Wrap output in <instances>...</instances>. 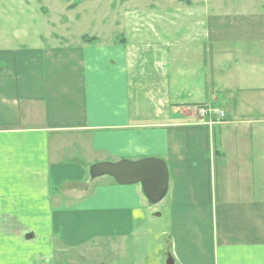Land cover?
Masks as SVG:
<instances>
[{
	"label": "crops",
	"instance_id": "obj_1",
	"mask_svg": "<svg viewBox=\"0 0 264 264\" xmlns=\"http://www.w3.org/2000/svg\"><path fill=\"white\" fill-rule=\"evenodd\" d=\"M13 9L0 5V232L57 233L62 253L102 242L130 264H264V14L189 5L187 26L126 18L108 43L35 36ZM204 105L226 120L204 123ZM147 158L169 170L158 210L139 185L89 175Z\"/></svg>",
	"mask_w": 264,
	"mask_h": 264
},
{
	"label": "rangeland",
	"instance_id": "obj_2",
	"mask_svg": "<svg viewBox=\"0 0 264 264\" xmlns=\"http://www.w3.org/2000/svg\"><path fill=\"white\" fill-rule=\"evenodd\" d=\"M11 4L14 9L10 17L16 23L24 19L26 22L29 14L31 33H37L35 36L69 35L77 42L83 35L100 36L108 43L114 41L128 32L126 18L127 23L142 22L141 30L151 29L154 23L158 28L163 24L168 26L169 21L187 26L194 19L189 17V5L204 7L208 15L213 12L216 16H228L227 19L237 15L231 11L233 9L241 13L254 9L248 15L257 18L264 14V0H4L0 5L9 7ZM22 7H25V15ZM43 22L47 23L46 28ZM31 38L35 39L33 35ZM253 95L260 98L259 102L263 101L262 93ZM6 225L16 232H0V264H130L128 257L104 249L102 242L62 253L58 250L57 233L35 232L38 239L26 243L28 228L16 221L5 222V230Z\"/></svg>",
	"mask_w": 264,
	"mask_h": 264
},
{
	"label": "water",
	"instance_id": "obj_3",
	"mask_svg": "<svg viewBox=\"0 0 264 264\" xmlns=\"http://www.w3.org/2000/svg\"><path fill=\"white\" fill-rule=\"evenodd\" d=\"M89 175L93 181L109 177L121 186L139 185L141 194L150 208L158 206L169 193V170L162 159L97 163L89 168ZM31 238L32 236H27V239ZM166 264H175L169 252Z\"/></svg>",
	"mask_w": 264,
	"mask_h": 264
},
{
	"label": "built area",
	"instance_id": "obj_4",
	"mask_svg": "<svg viewBox=\"0 0 264 264\" xmlns=\"http://www.w3.org/2000/svg\"><path fill=\"white\" fill-rule=\"evenodd\" d=\"M197 115L206 124L222 123L226 120V112L212 105H204L197 108Z\"/></svg>",
	"mask_w": 264,
	"mask_h": 264
},
{
	"label": "trees",
	"instance_id": "obj_5",
	"mask_svg": "<svg viewBox=\"0 0 264 264\" xmlns=\"http://www.w3.org/2000/svg\"><path fill=\"white\" fill-rule=\"evenodd\" d=\"M86 41H87L88 43H92V42L96 41V39H95V38H93V39H89V38H88Z\"/></svg>",
	"mask_w": 264,
	"mask_h": 264
}]
</instances>
